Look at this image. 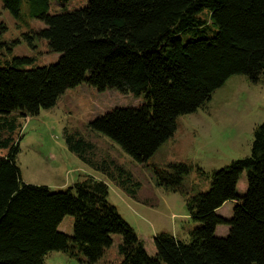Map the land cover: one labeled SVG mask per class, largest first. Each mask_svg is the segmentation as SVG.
Segmentation results:
<instances>
[{"label":"trees","instance_id":"16d2710c","mask_svg":"<svg viewBox=\"0 0 264 264\" xmlns=\"http://www.w3.org/2000/svg\"><path fill=\"white\" fill-rule=\"evenodd\" d=\"M1 1L17 20L42 21L39 37L61 56L35 69L20 66L27 59L0 65V148L9 149L0 158V264H45L51 252L81 255L94 264L115 240L120 264H264V123L254 129L250 156L215 171L210 189L188 200L191 217L202 226L189 241L168 232L155 235V254L110 202L106 182L86 176L57 191L24 183L17 164L20 145L11 137L19 119L53 108L68 89L86 83L101 92L145 97L139 107L98 117L91 129L148 166L175 135L177 119L204 106L230 77L243 74L260 82L264 0H87L79 10L54 13L53 2L72 0ZM205 10L215 35L184 42V34L210 26L200 17ZM65 131L70 151L139 200L141 183L130 171L101 157L82 133ZM168 168L172 172L156 168L157 185L181 191L191 166ZM228 201L237 204L231 219L217 213ZM67 216L74 218L72 235L60 229ZM219 226L230 228L227 236H217Z\"/></svg>","mask_w":264,"mask_h":264},{"label":"rangeland","instance_id":"374dc122","mask_svg":"<svg viewBox=\"0 0 264 264\" xmlns=\"http://www.w3.org/2000/svg\"><path fill=\"white\" fill-rule=\"evenodd\" d=\"M86 4L87 0H72L61 6L55 1L51 12H60L64 8L72 12ZM27 11L23 2L22 16ZM200 17L208 19L210 26L204 33L190 31L184 34V42L215 35L216 28L209 11L205 10ZM44 28L45 24L38 19L27 16L23 20L15 19L0 0V39L3 45L0 65L11 64L16 59H27L20 65L23 69L57 63L61 55L52 52L48 42L38 35ZM144 103V96L122 94L116 90L101 92L84 83L68 89L53 108L42 109L37 116L19 119L11 137L20 145L17 164L24 183L44 185L57 191L82 181L86 176L106 182L110 202L133 226L149 253L155 254L154 239L159 233L168 232L184 241L191 239V233L202 225L191 217L188 200L210 189L215 171L234 160L250 156L254 129L264 123V75L258 83L246 75H234L204 106L192 114L180 116L175 135L149 159L148 166L137 162L109 137L91 129L95 119L114 109L136 108ZM65 130L82 133L97 145L101 157L110 156L130 171L141 183L139 200L127 196L107 176L84 164L70 151ZM6 137L8 134H3V138ZM8 150L0 148V158L6 156ZM180 163L191 166L190 173L179 185L181 191L158 186L156 168L172 172L169 165ZM245 184L244 176L239 185L240 192ZM236 205L228 201L217 213L231 219ZM73 224L74 218L67 216L60 229L72 235ZM229 229L228 226H219L217 236H227ZM115 241L94 264H120L118 240ZM45 264L89 263L81 255L51 252L46 255Z\"/></svg>","mask_w":264,"mask_h":264}]
</instances>
